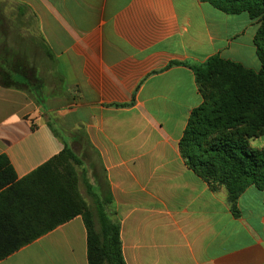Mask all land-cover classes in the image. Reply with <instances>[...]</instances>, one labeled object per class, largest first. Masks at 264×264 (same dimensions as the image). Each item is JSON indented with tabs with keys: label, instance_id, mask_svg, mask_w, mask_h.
I'll use <instances>...</instances> for the list:
<instances>
[{
	"label": "crops",
	"instance_id": "obj_1",
	"mask_svg": "<svg viewBox=\"0 0 264 264\" xmlns=\"http://www.w3.org/2000/svg\"><path fill=\"white\" fill-rule=\"evenodd\" d=\"M258 27L200 0H0V156L26 178L64 150L61 118L95 186L110 184L127 264H264V191L248 188L237 217L179 149L203 103L183 64L259 71ZM250 143L264 151V135ZM87 238L77 216L0 264H89Z\"/></svg>",
	"mask_w": 264,
	"mask_h": 264
},
{
	"label": "trees",
	"instance_id": "obj_2",
	"mask_svg": "<svg viewBox=\"0 0 264 264\" xmlns=\"http://www.w3.org/2000/svg\"><path fill=\"white\" fill-rule=\"evenodd\" d=\"M200 1L227 15L247 13L259 25V71L220 55L183 64L193 70L203 103L191 112L179 143L181 156L213 192L226 189L233 214L239 217L240 196L252 186L264 191V151L249 144L264 135V0ZM37 103L43 107L42 100ZM237 128L241 130L236 136L228 135ZM74 164L82 165V160L66 141L59 156L22 180L9 159L0 156V261L82 216L89 264H127L109 182L95 186L84 178L92 198L89 205L78 192Z\"/></svg>",
	"mask_w": 264,
	"mask_h": 264
},
{
	"label": "rangeland",
	"instance_id": "obj_3",
	"mask_svg": "<svg viewBox=\"0 0 264 264\" xmlns=\"http://www.w3.org/2000/svg\"><path fill=\"white\" fill-rule=\"evenodd\" d=\"M47 67L48 66L46 65V62H45V72H44V77H43L44 78V84L47 86L48 89L55 90L58 87L59 83L55 78L51 77L50 71L48 70ZM53 126L56 127V129L60 132L62 137L69 143V145L71 146L73 151L77 155H79L81 160H82V165H78V164L75 165L74 164L77 175H78L77 189H78L79 194L90 205V204H92V198L88 194V190H87V186L84 182V178H87L88 181L90 182V184H93V185L96 184V178L94 176V169L92 170L91 166H90L91 160H89L90 158H88L87 155L84 153V149L82 148L81 144L70 141V139H69L70 130L68 129L67 123L63 119H61V118H56L55 120L53 119ZM240 130H241L240 128H237L233 131H230L228 133V135L236 136L237 132ZM216 135H218V134H216ZM253 139L254 138L249 140L250 147H251L250 142ZM86 149L89 150L88 147ZM86 171H88V172L86 173ZM84 174H86V175H84ZM84 176H86V177H84ZM159 183H160V186L158 187V189H159L160 194L162 195L163 190H164V181L161 180Z\"/></svg>",
	"mask_w": 264,
	"mask_h": 264
}]
</instances>
